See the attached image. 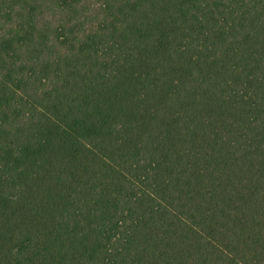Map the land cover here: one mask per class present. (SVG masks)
<instances>
[{
	"label": "trees",
	"instance_id": "16d2710c",
	"mask_svg": "<svg viewBox=\"0 0 264 264\" xmlns=\"http://www.w3.org/2000/svg\"><path fill=\"white\" fill-rule=\"evenodd\" d=\"M0 264H264V0H0Z\"/></svg>",
	"mask_w": 264,
	"mask_h": 264
}]
</instances>
